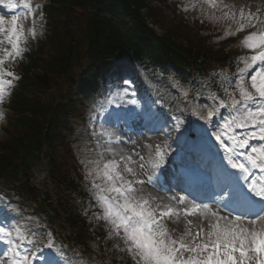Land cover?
I'll return each instance as SVG.
<instances>
[{
  "label": "snow or ice",
  "instance_id": "obj_1",
  "mask_svg": "<svg viewBox=\"0 0 264 264\" xmlns=\"http://www.w3.org/2000/svg\"><path fill=\"white\" fill-rule=\"evenodd\" d=\"M203 5L213 10L208 19H225L237 25L225 36L254 29L241 41L251 54L236 58V73L221 81L223 96L211 95L213 104L205 118V123L215 128L212 136L227 154L231 167L241 173L237 180L243 178L248 191L242 196L229 191L227 199L212 203L205 202L211 198L190 187L182 189L187 195H153L145 186L157 183L154 173L166 154L161 146L155 145L147 159L135 148L131 154L119 153L117 159L114 150L105 146L99 160L94 161L93 174L104 182L93 185L102 211L95 218L106 223L108 235L121 242L117 247L122 245L121 250L133 264H264V27L257 28L264 20L258 15L259 9L246 14L241 8L237 19L235 12L224 11L229 6L221 7L220 0H201ZM0 6V12L8 10V14H0V34L4 37L0 39L2 101L5 85L12 84L6 77H13V72L6 70V62L16 61L27 50L23 46L28 39L23 26L25 14L13 10L22 6L34 13L40 5L33 8L31 0H0ZM216 10L222 11L221 17L215 16ZM30 34L35 35L34 29ZM5 42L10 47L4 46ZM116 142L123 143L118 136ZM105 153H112V158H106ZM149 167L151 172L146 171ZM225 174L232 176L226 170ZM15 231L13 236V229L0 226V243L5 245L0 264H34L42 255L41 242ZM45 246L52 248L50 237Z\"/></svg>",
  "mask_w": 264,
  "mask_h": 264
},
{
  "label": "trees",
  "instance_id": "obj_2",
  "mask_svg": "<svg viewBox=\"0 0 264 264\" xmlns=\"http://www.w3.org/2000/svg\"><path fill=\"white\" fill-rule=\"evenodd\" d=\"M117 3L121 7H126L128 10H131L130 3L132 0H116ZM64 7L67 11H72V7H79L82 3V0H64ZM113 6V5H112ZM111 4H107L106 7H112ZM104 6H101L100 8H103ZM124 17L129 18V21L132 23L133 27L131 30V36L129 38V43L134 45L135 50H119L122 42L120 41L122 39V33L111 23V20L107 19L103 15H99L96 11L93 10V12L90 14V16L87 19V22L85 23L87 31H89L88 34V42L89 49L87 53H89L90 57L103 59L108 56V54H113L119 52L121 53H129L132 57L135 58H141L143 57L144 53L143 51L136 49L139 47V44H141L144 40L147 39L153 43V45L161 52L162 55L165 54L167 51V48L170 47L169 43L162 42L156 38H154V35L152 32L148 30V28H145L143 22L141 21V17L139 16L138 10L128 11L124 13ZM93 33V35H90ZM143 39V40H142ZM185 53L186 58L184 60L188 61H194L197 63H201L204 60V55L200 54L199 52H192L188 49L180 48ZM119 50V51H118ZM162 55H160L159 58H163ZM177 57V56H176ZM150 62L153 63H159L158 60L154 59V57L150 58ZM49 69L48 71H52L53 73H56L58 75L65 74L67 72V66L64 63V60L61 58L54 59L53 63L48 64ZM30 70V67L25 68V72H28ZM37 80L42 84L45 85L47 81L45 78L37 77ZM34 119V118H32ZM21 124L28 125V121L22 120L20 121ZM31 123L32 130H40L41 125L40 123ZM29 150V147L27 148ZM15 154L8 152L6 156L0 157V167L5 168V163L10 162L11 159L15 158Z\"/></svg>",
  "mask_w": 264,
  "mask_h": 264
},
{
  "label": "rangeland",
  "instance_id": "obj_3",
  "mask_svg": "<svg viewBox=\"0 0 264 264\" xmlns=\"http://www.w3.org/2000/svg\"><path fill=\"white\" fill-rule=\"evenodd\" d=\"M243 1V0H242ZM241 0H220L221 2V7L223 5H228L229 7L227 9H224V11H232L236 13V17L237 19H239V12L240 9L243 8V10L245 11V13L247 14L248 12H252V13H256L257 10L253 9L252 10V5L253 4L255 7H257V5L255 4V2H262L264 3V0H246L247 2H242ZM183 0H171V3H169V7L168 6H163L161 4H158L157 6L153 3L152 5H155L154 7L156 8L155 10H157V15L153 18V26L154 28L157 29V32L159 33H165L168 34L170 32V34H174L178 40L180 41L182 39V37L185 35H188L187 40L191 43H198V44H204L206 42V39L195 36L193 38L190 37V33L188 32L189 26L187 24V22L185 20H183L182 18L178 19L174 16V14L172 13V11H175L176 7L179 8H183L184 4H182ZM251 3V4H250ZM166 5V4H164ZM258 9L261 10L264 8V6H260V4L258 5ZM167 8V9H165ZM198 12L201 15H205L206 17L204 18V21L208 19L209 15L213 14V10L210 9L207 5H203V7H201V3L200 6H198ZM172 10V11H171ZM154 14V12H153ZM216 17H221L222 16V11L220 10H216L214 12ZM259 17L261 20H264V15L262 12L258 13ZM198 18V20H197ZM37 19H40V16L37 17ZM191 19L196 20V23H199V15H193L190 18V23H191ZM152 20V19H151ZM223 21H226L229 25H234L235 23L229 21V20H225L222 19ZM262 27L261 25H257V28ZM252 31L254 29H246V31ZM169 34V35H170ZM78 34H73V36H77ZM208 37V36H206ZM209 42H211L210 37H208ZM43 40V39H42ZM211 44V43H210ZM35 48V47H34ZM52 53H55V48L54 47H47L46 50H44L42 52V54H38L39 58H41L44 61H47V59L52 55ZM1 133V131H0ZM1 137V135H0ZM88 149H90V146H88ZM88 154L91 155V158L94 159L95 161L99 160L100 157L98 156H94V154H92L90 151L87 152ZM103 161H101L102 163ZM23 231H21L22 233H24V235H26L28 232L26 230V228H22ZM112 237H110L109 239H111ZM117 240H113L112 241V245L115 246L117 243ZM118 252L121 253V250H118Z\"/></svg>",
  "mask_w": 264,
  "mask_h": 264
},
{
  "label": "bare ground",
  "instance_id": "obj_4",
  "mask_svg": "<svg viewBox=\"0 0 264 264\" xmlns=\"http://www.w3.org/2000/svg\"><path fill=\"white\" fill-rule=\"evenodd\" d=\"M245 2H247L246 0H244ZM151 102V106H153L154 108H156L157 110H167L169 112L172 111L173 109V104H172V101L170 100V98H166L165 96L163 98H161V100H158V99H154V101H150ZM158 112V111H156ZM174 131H176V129H174ZM179 138V136L177 137ZM240 181H235L233 183V185L236 187L237 184L239 183Z\"/></svg>",
  "mask_w": 264,
  "mask_h": 264
}]
</instances>
